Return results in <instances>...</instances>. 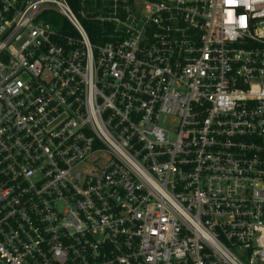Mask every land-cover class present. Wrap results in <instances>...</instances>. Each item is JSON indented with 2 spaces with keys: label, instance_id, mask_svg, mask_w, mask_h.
Returning a JSON list of instances; mask_svg holds the SVG:
<instances>
[{
  "label": "built area",
  "instance_id": "2783aa9c",
  "mask_svg": "<svg viewBox=\"0 0 264 264\" xmlns=\"http://www.w3.org/2000/svg\"><path fill=\"white\" fill-rule=\"evenodd\" d=\"M0 264H264V0H0Z\"/></svg>",
  "mask_w": 264,
  "mask_h": 264
},
{
  "label": "trees",
  "instance_id": "16d2710c",
  "mask_svg": "<svg viewBox=\"0 0 264 264\" xmlns=\"http://www.w3.org/2000/svg\"><path fill=\"white\" fill-rule=\"evenodd\" d=\"M67 1L69 2L72 9L76 10L78 0H67ZM57 20L60 21L59 18L58 19L53 18V20H47V22H49L51 26H55ZM60 23H61V21H60ZM85 26H86L87 31L89 33L90 40L93 42L96 41L94 39V34H96V32L98 31L97 24H95L93 22H87L85 24Z\"/></svg>",
  "mask_w": 264,
  "mask_h": 264
}]
</instances>
